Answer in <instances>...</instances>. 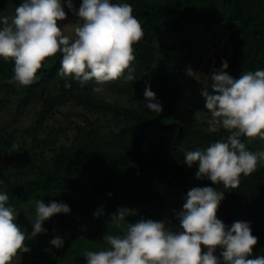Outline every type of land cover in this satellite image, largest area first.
Masks as SVG:
<instances>
[{
    "label": "trees",
    "instance_id": "16d2710c",
    "mask_svg": "<svg viewBox=\"0 0 264 264\" xmlns=\"http://www.w3.org/2000/svg\"><path fill=\"white\" fill-rule=\"evenodd\" d=\"M174 1L126 0L132 5L133 15L140 21L144 33L141 40L133 45L135 81L127 83L131 91L140 94L146 85H150L162 106L160 113L121 106L95 97L87 86L93 81L81 87L70 77L58 75L61 67L59 53L42 62L37 73L38 81L22 86L26 96L31 97L49 83H67L70 86L66 94L46 95L47 110L53 104L71 99L89 110L111 115L124 123L116 132L103 134L99 125L91 122L87 136H79L63 158H52L38 166L33 165L34 159H29L23 166L28 167L31 175L25 182L9 185L6 190L11 196L8 195L9 203L12 199L16 202L66 200L74 182L80 192L89 191L111 201L119 197L112 214L118 207L137 209L136 215L126 217L129 223L144 217L163 221L169 227L189 190L211 186L224 191V199L216 211L218 219L229 226L234 221L250 222L251 233L257 237V243L247 258L264 256V164H258L256 171L248 176L241 175L236 188L225 189L219 183L213 185L207 178L197 179L196 162L191 167L184 163L183 150L202 149L217 139L226 138L229 132L223 128L209 130L202 138L204 142L197 143L187 120L174 113L185 95V86L198 85L195 78L186 74V61L180 60L172 50H164L158 55L157 38L168 30L184 28L187 23L175 16ZM195 5L207 13L205 26L216 23L237 26L230 31L229 38L231 60L227 73L230 76L238 79L244 71L264 68V0H197ZM12 67L11 58H0V76L4 86L10 90L19 86L8 82L13 75ZM127 134H136L138 150L125 147L130 138ZM245 142L246 147L253 151L264 148L261 142ZM36 168L39 169L38 175L33 171ZM21 228L26 231L25 227ZM95 228L89 235L78 232L57 234L64 239L62 248L49 243L55 235L39 233L29 240L27 237L32 230L27 229L25 244L28 251L17 253L43 257L54 264H85L83 255L86 250L107 248L103 236L119 231L111 222ZM87 236H90L91 243L86 241ZM214 254L219 257L220 249L217 248Z\"/></svg>",
    "mask_w": 264,
    "mask_h": 264
},
{
    "label": "clouds",
    "instance_id": "9594fccd",
    "mask_svg": "<svg viewBox=\"0 0 264 264\" xmlns=\"http://www.w3.org/2000/svg\"><path fill=\"white\" fill-rule=\"evenodd\" d=\"M63 3L79 18L63 28L57 25L66 17L62 0H22L13 14L0 15V58L13 60L8 82L32 85L40 79L37 73L42 62L57 53L61 65L58 75L70 77L81 87L93 81V91H100L109 81H135L133 45L144 33L132 5L126 0H81L75 9L72 0ZM227 68V61L222 60L221 68L210 77L212 91L205 87L201 95L210 114L209 130L223 128L229 135L202 149L183 150V156L187 166L198 164L197 179L207 178L213 185L234 189L241 175L248 176L258 164H264V148L253 151L245 142L255 138L264 141V68L244 71L238 79L230 76ZM186 74L201 78L191 67ZM143 96L148 110L162 111L150 85L145 86ZM223 199L224 191L215 187L192 188L182 208L174 210L179 221L175 231L151 218L129 223L126 217L136 215L137 209L118 207L110 221L119 231L103 236L107 248L86 250L85 264H264V256L247 258L257 243L250 222L234 221L229 226L217 218ZM70 211L63 202L35 200L32 231L27 238L46 231L42 225L49 217ZM17 214L7 192L0 191V264H11L18 251H28L26 233L16 223ZM103 214L102 205L93 213ZM49 243L62 248L64 239L55 236ZM217 248L219 257L214 254Z\"/></svg>",
    "mask_w": 264,
    "mask_h": 264
},
{
    "label": "rangeland",
    "instance_id": "374dc122",
    "mask_svg": "<svg viewBox=\"0 0 264 264\" xmlns=\"http://www.w3.org/2000/svg\"><path fill=\"white\" fill-rule=\"evenodd\" d=\"M159 3L161 0H151ZM197 0H175L174 11L177 18L187 21L184 28L180 30H168L162 33L156 40L158 55L164 50H172L180 60H185L188 67L201 75L198 85L185 86V95L175 109V115L187 120L193 137L197 143H203V136L209 131L210 114L204 108L205 100L201 95L202 89L211 86L210 77L214 70L221 68V61L231 60L230 53V31L236 29L230 23H216L209 27L205 26L208 20L207 13L199 10L195 5ZM22 0H1L0 15H11L15 6ZM75 9H78L81 1L72 0ZM66 17L58 20V27L63 28L67 24L79 20L74 11H70L63 3ZM228 68L225 70L228 72ZM66 83L56 81L39 88L34 95L27 97L22 86L8 89L4 86L0 76V191L7 190L11 184H19L26 181L31 175L28 167L23 166L25 162L34 159L33 165L49 162L53 159L63 158L66 150L70 148L79 138L86 137L89 125L94 122L99 125L103 134L116 132L124 123L121 119L112 117L102 112L87 109L76 101L68 99L65 102L53 104L47 110L46 95L62 96L67 93ZM93 95L105 101L136 109L146 110L145 97L136 91L129 89L127 81L121 79L105 83L100 91H93L96 87L94 82L87 85ZM84 129L86 130L84 132ZM130 136L126 141V148L138 150L139 144L136 134ZM261 142L258 138L248 141ZM13 145H16L13 148ZM32 161V160H31ZM38 175L39 169H33ZM6 186V188H5ZM78 184L72 182L69 196L66 200L53 199L52 201L66 203L71 211L68 214L57 213L44 221L42 227L46 230L40 234L45 236L57 235L61 232H78L89 235L96 226L104 227L109 224L112 209L118 204V198L111 199L77 189ZM10 196V194H8ZM11 198V196H10ZM67 201V202H66ZM48 204L49 202H44ZM11 206L18 212L16 223L21 227L32 230L31 219L34 217V201L22 200L10 202ZM103 206V215L94 216L100 206ZM116 212V211H114ZM174 231L179 227V221L169 226ZM84 230V231H83ZM90 237V236H89ZM88 236L86 241L91 243ZM30 240V239H29ZM203 248V245L201 246ZM93 249V248H92ZM91 249V250H92ZM11 264H54L45 258L28 256L17 253Z\"/></svg>",
    "mask_w": 264,
    "mask_h": 264
}]
</instances>
